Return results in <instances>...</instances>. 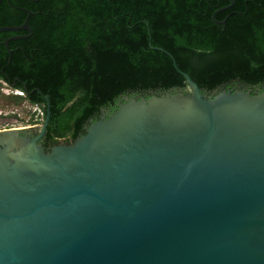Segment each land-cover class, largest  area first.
Segmentation results:
<instances>
[{
	"label": "water",
	"instance_id": "obj_1",
	"mask_svg": "<svg viewBox=\"0 0 264 264\" xmlns=\"http://www.w3.org/2000/svg\"><path fill=\"white\" fill-rule=\"evenodd\" d=\"M181 74L71 143L41 142L45 95L40 125L0 130V264H264V90Z\"/></svg>",
	"mask_w": 264,
	"mask_h": 264
},
{
	"label": "trees",
	"instance_id": "obj_2",
	"mask_svg": "<svg viewBox=\"0 0 264 264\" xmlns=\"http://www.w3.org/2000/svg\"><path fill=\"white\" fill-rule=\"evenodd\" d=\"M233 1L2 0L0 26L33 14L10 56L12 32L0 33V80L43 114L48 97L45 147L73 142L125 94L184 87L181 72L208 93L262 91L264 0Z\"/></svg>",
	"mask_w": 264,
	"mask_h": 264
},
{
	"label": "rangeland",
	"instance_id": "obj_3",
	"mask_svg": "<svg viewBox=\"0 0 264 264\" xmlns=\"http://www.w3.org/2000/svg\"><path fill=\"white\" fill-rule=\"evenodd\" d=\"M1 84L0 130L10 127H29L33 123L40 125L43 120L42 109L28 102L19 90Z\"/></svg>",
	"mask_w": 264,
	"mask_h": 264
},
{
	"label": "flooded vegetation",
	"instance_id": "obj_4",
	"mask_svg": "<svg viewBox=\"0 0 264 264\" xmlns=\"http://www.w3.org/2000/svg\"><path fill=\"white\" fill-rule=\"evenodd\" d=\"M227 1H229V0H227ZM234 4V1L233 0H230V4H227V5H225V6H223V7H220V8H218L217 9V12L218 11H221V10H224V9H227V8H229L230 6H232ZM31 12V11H30ZM33 14V13H32ZM31 16V15H30ZM224 21V20H223ZM217 22V21H216ZM225 22V21H224ZM222 24H224V23H222ZM20 31H25V30H19V31H6V32H12L10 35H7V36H5L4 38H2V40L3 41H5L7 38H9V37H12V36H17V37H20V38H27V37H21V36H24V35H26V34H16V33H14V32H20ZM32 32V31H31ZM1 33H4V32H1ZM27 34H28V32H27ZM29 37V36H28ZM15 39H17V38H15ZM19 39V38H18ZM11 40H14V39H11ZM1 83H4V84H6V85H8V86H13V84H14V82H9V81H5V80H0V89H1ZM235 88H237V87H235ZM235 88H233V89H235ZM248 89V88H247ZM256 91V90H255ZM151 92H153V93H156V94H159V93H161V92H154V91H148V92H146L145 94H142V93H139V94H134V95H138V96H142V95H146V94H151ZM150 96V95H149ZM118 101H120V99H118L115 103H114V107L113 108H111V107H109V108H107V109H104V110H107V111H112V109H114L115 107H116V104L118 103ZM29 102V101H28ZM31 104H34V103H31ZM35 105V104H34ZM36 106V105H35ZM40 108V107H39ZM101 114H102V112H101V110H100V112H99V114H98V118L97 119H99L100 118V116H101ZM43 117H44V114H43ZM91 121H93V120H90L89 122H91ZM32 126L34 127V126H37V124L36 123H33L32 124ZM34 131H31V134H33L34 135ZM61 141H64V140H61ZM41 142L43 143V139L41 140ZM65 142V141H64ZM65 143H67V142H65ZM50 145V144H49ZM52 146V145H51ZM51 146H47V147H45L46 148V150H48Z\"/></svg>",
	"mask_w": 264,
	"mask_h": 264
},
{
	"label": "bare ground",
	"instance_id": "obj_5",
	"mask_svg": "<svg viewBox=\"0 0 264 264\" xmlns=\"http://www.w3.org/2000/svg\"><path fill=\"white\" fill-rule=\"evenodd\" d=\"M21 95V94H20Z\"/></svg>",
	"mask_w": 264,
	"mask_h": 264
}]
</instances>
